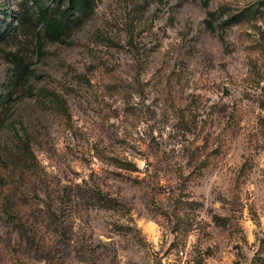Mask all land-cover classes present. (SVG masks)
I'll return each mask as SVG.
<instances>
[{
  "label": "rangeland",
  "instance_id": "rangeland-1",
  "mask_svg": "<svg viewBox=\"0 0 264 264\" xmlns=\"http://www.w3.org/2000/svg\"><path fill=\"white\" fill-rule=\"evenodd\" d=\"M91 1L0 0V264H264V0Z\"/></svg>",
  "mask_w": 264,
  "mask_h": 264
},
{
  "label": "trees",
  "instance_id": "trees-1",
  "mask_svg": "<svg viewBox=\"0 0 264 264\" xmlns=\"http://www.w3.org/2000/svg\"><path fill=\"white\" fill-rule=\"evenodd\" d=\"M60 5L67 3V6L61 8H50L44 0H32L34 7H36V15L42 24L47 41L52 43L65 42L68 36L74 30L77 24L76 17L88 16L93 10V3L91 0H55ZM23 71H18L15 82H20L23 79ZM0 179H4L0 175ZM99 197L104 195L99 191ZM22 198V196H20ZM19 221H22L20 219ZM264 262V261H263Z\"/></svg>",
  "mask_w": 264,
  "mask_h": 264
}]
</instances>
